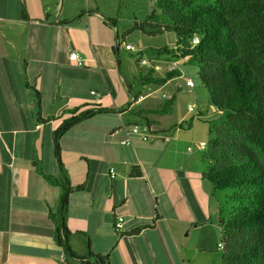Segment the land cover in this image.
<instances>
[{"label": "crops", "instance_id": "crops-1", "mask_svg": "<svg viewBox=\"0 0 264 264\" xmlns=\"http://www.w3.org/2000/svg\"><path fill=\"white\" fill-rule=\"evenodd\" d=\"M142 3L0 0V264H67L50 217L63 184L47 176L66 178L72 188L66 224L78 254L107 255L109 264H223L219 210L199 146L208 141V119L189 110L194 104L181 100V86L159 94L178 76L133 92L117 69L115 45L126 40L120 26L129 25L126 31L147 18L150 12L136 15ZM181 59L172 62L180 72ZM173 95L172 113L148 115L147 140L133 134L122 143L141 122L138 112ZM97 105L115 111L61 136V165L56 132L71 115L67 109Z\"/></svg>", "mask_w": 264, "mask_h": 264}, {"label": "trees", "instance_id": "trees-1", "mask_svg": "<svg viewBox=\"0 0 264 264\" xmlns=\"http://www.w3.org/2000/svg\"><path fill=\"white\" fill-rule=\"evenodd\" d=\"M134 31L176 35V47L141 50L140 60L145 53L168 54L197 67L202 86L222 113L218 119L207 120L209 137L203 153V177L211 184L210 196L219 210L222 262L264 264V0H153L147 18L135 21L123 38ZM196 35L200 41L192 46ZM120 46L118 42L115 51ZM180 75L177 68L162 76L155 75V68L141 72L143 82L157 86ZM175 102L173 95L159 108L138 112L139 123L150 126L148 115L170 114ZM114 111L100 105L67 109L71 115L56 132L60 164L61 136L82 121ZM47 178L63 184L59 210L50 212V217L67 264H74L71 259L78 264H109L107 255H80L72 249L66 224L72 188L66 178Z\"/></svg>", "mask_w": 264, "mask_h": 264}, {"label": "rangeland", "instance_id": "rangeland-1", "mask_svg": "<svg viewBox=\"0 0 264 264\" xmlns=\"http://www.w3.org/2000/svg\"><path fill=\"white\" fill-rule=\"evenodd\" d=\"M152 1L143 0L141 12L144 15L139 14L138 11L136 12V15L143 16L144 18V16H146V14L151 11L150 5ZM122 3L125 4V2H122ZM152 8H153V5H152ZM128 27L129 25L120 26L122 37H123V33L125 32L124 31L125 28H128ZM125 38H126L125 41L121 40L120 54L116 55L117 69L121 75V78L123 79V85L124 83H127L128 86L133 87V92L138 91V90L146 91L147 87H144L145 83H143V81L141 80V72L143 73L147 72L148 66L141 64V62L139 63L137 62L138 60H140V57H141L139 52L141 50L146 52V50H149V49H157V48H163V47L174 48L176 47V35L174 32H165L163 34H158L155 36H148L140 31H134L128 34ZM127 43L134 45L135 50L134 51L126 50L125 44ZM144 56L145 58H148V60H151V64L155 68L156 75L158 76H162L167 71H169L171 65L173 64L172 62L174 60L172 55H168V54L157 55L156 53L155 54L145 53ZM152 59H155V61L152 62ZM176 64L181 70L182 74L178 76L177 79H175L173 82H171V84H169L170 86H167L163 90L159 91V94L161 95L164 92H170V87H173L174 89V88H177L178 86H181V91L183 93L180 95V98L182 101L187 100L188 102L194 104L193 112H197V110L200 109L205 115L206 119L208 120L220 118L222 113L219 111H216L213 105L211 104L209 92L201 84V81L198 76L197 67L195 65L189 64L186 59H181ZM152 66L151 68H153ZM188 78H191L194 80L196 87L187 88L186 80ZM154 87H157V86H154ZM169 94L171 95V93ZM131 100L133 101V97L131 98ZM196 118H198V116H195L194 119ZM197 123H198L197 124L198 126L201 125V127L205 129L204 124L200 122H197ZM185 129H188V128H185ZM205 136H206L205 140H207L209 137L208 133H206ZM192 147L196 148L194 144H192ZM198 154L200 155V152ZM202 169L205 170L204 163H202ZM217 242L218 243L223 242L222 234ZM220 252H221V249H220ZM217 264H220V263L218 262Z\"/></svg>", "mask_w": 264, "mask_h": 264}, {"label": "built area", "instance_id": "built-area-1", "mask_svg": "<svg viewBox=\"0 0 264 264\" xmlns=\"http://www.w3.org/2000/svg\"><path fill=\"white\" fill-rule=\"evenodd\" d=\"M199 41H200L199 36H197V35L194 36V38L192 39V46H195L197 43H199ZM125 49L134 51L135 47H134V45L127 43V44H125ZM70 57H71L72 60H75L78 65H83L84 59L82 57H80L78 52L72 51L71 54H70ZM140 62H141V64L147 65L149 67L152 66L151 60H148V58H145V56H143L141 58ZM175 68H177V67H176L175 64H173L171 66V69H175ZM186 85L189 86V87H195L196 84H195L193 79L189 78V79L186 80ZM92 93L98 94L96 91H92ZM189 110L193 111L194 110V106L190 105L189 106ZM149 133H150V128H149L148 124H146V123H135L134 125H132L130 128L127 129V139L123 140L122 143L130 142L131 141V135H133V134L140 135V136L143 137L144 140H147L148 137H149ZM199 146L202 149H205L206 146H207V143L206 142H201L199 144ZM111 174H112V177H115L116 173H115L114 168L111 169ZM123 221H124L123 217H119L118 218V220H117V222L115 224L116 230L120 231L122 229ZM218 246H219V248H223V242H219Z\"/></svg>", "mask_w": 264, "mask_h": 264}]
</instances>
